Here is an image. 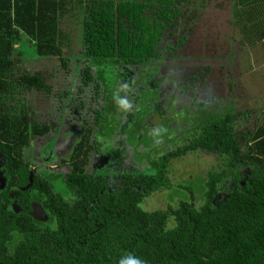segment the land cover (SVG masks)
<instances>
[{"label":"trees","instance_id":"1","mask_svg":"<svg viewBox=\"0 0 264 264\" xmlns=\"http://www.w3.org/2000/svg\"><path fill=\"white\" fill-rule=\"evenodd\" d=\"M178 4L179 0H0L3 264H119L129 255L144 264H264V117L252 131L236 136L231 110L204 113L186 146L152 162L145 173L110 178L87 171L101 149L94 140L97 132L88 126L59 162L69 170L64 178L71 194L67 200L22 156L31 141L51 130L35 121L25 100L32 91L48 93L49 88L40 73L26 68L23 45L66 70L71 58L63 53L72 40L60 26L73 17L81 51L72 59L86 65L75 67L82 88L93 80L103 87V70L111 64L117 68L118 82L130 75V67L137 68L135 83L149 78V90L157 96L151 78L161 60L158 47L179 17ZM231 24L241 29L250 46L262 43L264 59V0H234ZM251 29L255 32L249 38ZM132 81L130 77L127 85ZM103 117L101 111L97 126ZM197 151L213 160L198 201L188 186L183 188L188 201L146 211V199L158 191L166 193L173 182L170 162ZM119 153L106 154L114 159ZM11 200L40 204L45 224L29 215L5 213L1 202Z\"/></svg>","mask_w":264,"mask_h":264},{"label":"rangeland","instance_id":"2","mask_svg":"<svg viewBox=\"0 0 264 264\" xmlns=\"http://www.w3.org/2000/svg\"><path fill=\"white\" fill-rule=\"evenodd\" d=\"M232 5L233 0H179V17L158 47L161 60L151 78L155 80L157 96L149 90V78L135 83L137 68L130 67V75L118 82L117 68L111 64L103 70V87L93 80L82 88L75 67L81 70L86 65H76L72 59L81 51V37L73 17L60 26L72 40L69 49L63 51L64 57L71 58L66 70L56 60L38 58L34 50L23 45L26 68L40 73L49 88L48 93L32 91L25 100L35 121L51 129L46 137L31 141L29 148L22 151L24 159L55 172L47 180L53 191L67 200L71 194L60 175L67 171L59 168L58 160L68 156L88 126L97 132L94 140L100 143L98 150L102 147L104 153L120 152L112 159L99 150L90 160L88 173L101 168L97 172L109 178L114 172L118 176L147 172L152 162L186 146L196 135L195 128L199 129L204 113L222 114L229 109L234 114L236 136L252 131L264 117L263 47L261 42L250 47L241 29L232 26ZM253 32L247 30L248 36ZM130 77L133 81L127 85ZM101 111L104 117L97 126ZM44 156L47 161L55 160L48 163L41 160ZM212 161L202 151L172 160L167 166L173 180L169 190L146 199L144 209L152 212L179 200L188 201L183 190L188 186L198 201ZM3 185L0 180V189Z\"/></svg>","mask_w":264,"mask_h":264},{"label":"flooded vegetation","instance_id":"3","mask_svg":"<svg viewBox=\"0 0 264 264\" xmlns=\"http://www.w3.org/2000/svg\"><path fill=\"white\" fill-rule=\"evenodd\" d=\"M175 105V104H174ZM155 115L160 119V114H159V112L158 111H155ZM50 134V133H49ZM47 136V135H46ZM46 136H44V137H46ZM44 137H42V138H44ZM36 139H41V138H36ZM35 140V139H34ZM50 143V142H49ZM46 146L47 145H45L44 146V149L46 148ZM39 148H42V147H39ZM101 149H102V147H101ZM100 149V151L102 152V150ZM99 151V152H100ZM103 153V152H102ZM102 153H100V154H102ZM104 155V157H107V155L108 154H103ZM92 159V158H91ZM41 160H43V161H46V162H48V163H53V161L55 160V158L53 159V160H51V161H47L46 160V158H45V156L43 157V159H41ZM41 160L39 161V163L41 162ZM60 160L61 159H59L58 160V166H59V162H60ZM176 160V159H175ZM29 163H30V165H31V167H32V169L36 172V174L37 175H40L41 177H46V176H51L53 173H55V172H49L48 170H43V168H41L42 166L41 165H38L37 167H36V163H35V161H33V160H30V161H28ZM170 165H171V162H170ZM170 165H169V167H170ZM45 166V165H44ZM105 166H107V164H105V165H103L102 167H105ZM59 168H66V167H59ZM170 169V168H169ZM171 170V169H170ZM66 171H67V173L66 174H68V172H69V170L66 168ZM94 171H101V168H99V169H96V170H94ZM59 173V172H58ZM143 173H145L144 171H143ZM60 174V173H59ZM65 174V175H66ZM62 177H63V181H64V178H65V175H62V174H60ZM113 176H118L117 175V173L116 172H114L113 173ZM0 180L3 182V186H4V188H2V189H0V191L2 192V190H4L5 189V178L3 177V175L0 173ZM29 181L31 182V175H30V177H29ZM114 182L116 183L117 182V180L115 179L114 180ZM30 197H31V199H32V195H30ZM7 202H1V205L3 206V211L5 212V213H8L9 211H11V213H15L16 215H29V216H32L36 221L38 220V221H40V222H42V224L44 225L45 224V218H46V216H45V214H44V210H42L41 209V206H40V204H34V203H32L31 202V200H23V201H18V202H13L12 200L10 201V202H8L7 204H6ZM7 216H8V214H7ZM10 218V217H9ZM2 256L4 257L5 255H4V253L2 254ZM0 264H3V262H2V260L0 261Z\"/></svg>","mask_w":264,"mask_h":264},{"label":"clouds","instance_id":"4","mask_svg":"<svg viewBox=\"0 0 264 264\" xmlns=\"http://www.w3.org/2000/svg\"><path fill=\"white\" fill-rule=\"evenodd\" d=\"M120 103L124 105L125 101H121ZM119 264H144V261L129 255L124 258H121Z\"/></svg>","mask_w":264,"mask_h":264},{"label":"crops","instance_id":"5","mask_svg":"<svg viewBox=\"0 0 264 264\" xmlns=\"http://www.w3.org/2000/svg\"><path fill=\"white\" fill-rule=\"evenodd\" d=\"M233 2H234V0H233ZM233 6V5H232ZM254 35H256L255 33H254ZM249 38H251L252 37V35H250V36H248ZM245 41V40H244ZM249 45V44H248ZM250 46V45H249ZM255 46V45H254ZM250 47H253V46H250Z\"/></svg>","mask_w":264,"mask_h":264}]
</instances>
